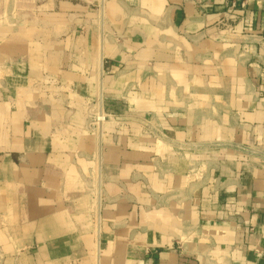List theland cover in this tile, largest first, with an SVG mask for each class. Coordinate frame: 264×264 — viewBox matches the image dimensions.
<instances>
[{
	"label": "crops",
	"instance_id": "obj_1",
	"mask_svg": "<svg viewBox=\"0 0 264 264\" xmlns=\"http://www.w3.org/2000/svg\"><path fill=\"white\" fill-rule=\"evenodd\" d=\"M0 264H264V0H0Z\"/></svg>",
	"mask_w": 264,
	"mask_h": 264
}]
</instances>
